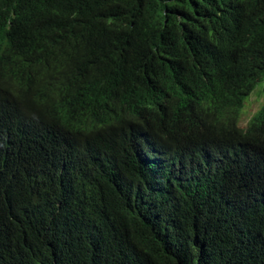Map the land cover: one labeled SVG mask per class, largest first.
<instances>
[{
    "label": "trees",
    "instance_id": "trees-1",
    "mask_svg": "<svg viewBox=\"0 0 264 264\" xmlns=\"http://www.w3.org/2000/svg\"><path fill=\"white\" fill-rule=\"evenodd\" d=\"M50 2L0 0V29H34L0 57V264H264V104L239 127L264 90V0H79L57 33L37 26ZM69 43L76 65L52 67ZM168 58L198 98L114 116ZM89 75L77 136L51 95Z\"/></svg>",
    "mask_w": 264,
    "mask_h": 264
},
{
    "label": "clouds",
    "instance_id": "clouds-1",
    "mask_svg": "<svg viewBox=\"0 0 264 264\" xmlns=\"http://www.w3.org/2000/svg\"><path fill=\"white\" fill-rule=\"evenodd\" d=\"M79 0H51L48 8L40 15L37 26L40 31L45 29L46 31H51L57 33V29L60 25L68 23V21L74 16L76 5ZM38 11H41L40 8ZM20 27L18 30L14 29H0V57H8L11 55L19 42L28 35L30 40L34 37V29L27 24L25 20L19 19ZM113 26L110 24H100L93 23L89 26L87 34L91 37H99L102 32H108ZM79 34V33H78ZM80 36V35H79ZM81 41V37H80ZM82 43V42H81ZM71 43L66 45V49L61 51L59 54H56L54 58L50 61L52 67H64L72 68L76 65L75 63L71 67H65L61 65L63 60L66 57V53L70 49ZM132 51V50H131ZM142 57V60H138L135 57L132 66L127 70L124 65L118 67L117 71L120 74L131 76L133 74V69L142 70L144 68L146 59L144 52L137 51ZM95 63V60L88 61V65ZM83 72L79 74H68L63 73L67 78L72 80L77 79V75L83 77ZM171 74V75H170ZM181 73L176 74V61L174 59L168 58L167 64L163 68L156 69L152 71L147 85L143 88V92L146 91L148 94L142 97L136 104H131L128 99L119 100L116 104L112 105L111 110L114 113V116L126 117L129 122L140 121L144 116L161 111L168 106H176L179 103L184 101H192L198 98L200 95L201 86H198L195 89H192L189 82L183 83L180 75ZM172 75H175L176 78L173 80ZM92 76L89 75L88 78H80L81 85L84 86L85 90H79L73 84L70 90L66 91V99H62L61 91L57 94L51 95L54 102L57 104L58 109L55 111L58 119L62 124L74 130L79 136L81 119L88 114L87 109L84 107L85 103L88 101L97 100L101 95L92 96L89 91V85ZM162 81V89L159 90V82ZM257 88L249 92L248 100L252 94H256L258 99L261 100L259 108L264 104V90L257 94ZM187 95V98L184 96ZM247 100V102H248ZM246 102V103H247ZM245 109V107H244ZM252 112L247 119H243L240 122L242 128L248 127V121L250 117L255 113ZM173 118H170L167 122H163L164 127L159 129L165 137L168 139V128H177L178 126L174 124ZM187 123L190 124L189 119ZM264 134V132H262ZM259 136V134H258ZM261 140V139H260ZM262 142V141H261ZM141 153L144 155L146 160L154 161L157 157V154H148L145 150H142Z\"/></svg>",
    "mask_w": 264,
    "mask_h": 264
},
{
    "label": "rangeland",
    "instance_id": "rangeland-1",
    "mask_svg": "<svg viewBox=\"0 0 264 264\" xmlns=\"http://www.w3.org/2000/svg\"><path fill=\"white\" fill-rule=\"evenodd\" d=\"M261 100L258 99V96L254 93L249 98L248 102L245 105L244 109V120L248 118V116L255 112V110L260 106Z\"/></svg>",
    "mask_w": 264,
    "mask_h": 264
}]
</instances>
